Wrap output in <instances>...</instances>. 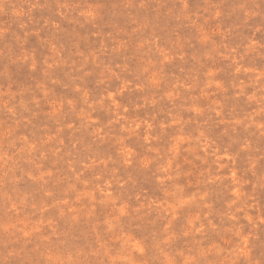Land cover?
Returning a JSON list of instances; mask_svg holds the SVG:
<instances>
[{
	"label": "rangeland",
	"instance_id": "rangeland-1",
	"mask_svg": "<svg viewBox=\"0 0 264 264\" xmlns=\"http://www.w3.org/2000/svg\"><path fill=\"white\" fill-rule=\"evenodd\" d=\"M0 264H264V0H0Z\"/></svg>",
	"mask_w": 264,
	"mask_h": 264
}]
</instances>
